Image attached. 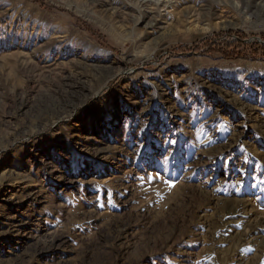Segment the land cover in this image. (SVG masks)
Segmentation results:
<instances>
[{
    "label": "rangeland",
    "instance_id": "rangeland-1",
    "mask_svg": "<svg viewBox=\"0 0 264 264\" xmlns=\"http://www.w3.org/2000/svg\"><path fill=\"white\" fill-rule=\"evenodd\" d=\"M0 264H264V0H0Z\"/></svg>",
    "mask_w": 264,
    "mask_h": 264
},
{
    "label": "bare ground",
    "instance_id": "bare-ground-1",
    "mask_svg": "<svg viewBox=\"0 0 264 264\" xmlns=\"http://www.w3.org/2000/svg\"><path fill=\"white\" fill-rule=\"evenodd\" d=\"M155 24H153V26H154Z\"/></svg>",
    "mask_w": 264,
    "mask_h": 264
}]
</instances>
